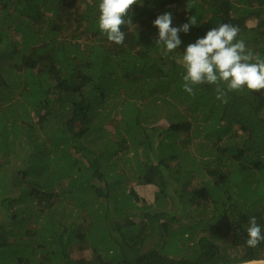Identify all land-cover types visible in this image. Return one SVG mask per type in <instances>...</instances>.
I'll return each mask as SVG.
<instances>
[{
    "label": "trees",
    "instance_id": "16d2710c",
    "mask_svg": "<svg viewBox=\"0 0 264 264\" xmlns=\"http://www.w3.org/2000/svg\"><path fill=\"white\" fill-rule=\"evenodd\" d=\"M98 4L0 0V264H89L74 247L90 264L264 260L245 244L249 217L264 228V90L190 95L153 25L197 17L179 56L230 23L264 58V0H138L122 45Z\"/></svg>",
    "mask_w": 264,
    "mask_h": 264
},
{
    "label": "clouds",
    "instance_id": "9594fccd",
    "mask_svg": "<svg viewBox=\"0 0 264 264\" xmlns=\"http://www.w3.org/2000/svg\"><path fill=\"white\" fill-rule=\"evenodd\" d=\"M136 4L138 0H99L98 27L110 43H124V29L135 26L129 14ZM197 22L196 16H189L187 23L174 27L170 12L159 15L153 21L158 29L155 45L159 47L161 56L174 59L184 69L183 90L193 95L196 86L213 85L217 99L234 91L264 90V58L250 51L243 39H237L240 32L238 26L221 23L195 43L188 44L179 56L173 55L182 44L180 33L188 34ZM246 233L248 248L255 249L264 242V228L255 216L249 217ZM239 264H257V261L245 258L240 259Z\"/></svg>",
    "mask_w": 264,
    "mask_h": 264
},
{
    "label": "rangeland",
    "instance_id": "374dc122",
    "mask_svg": "<svg viewBox=\"0 0 264 264\" xmlns=\"http://www.w3.org/2000/svg\"><path fill=\"white\" fill-rule=\"evenodd\" d=\"M250 25H255V22H251ZM37 122V121H36ZM114 130V129H113ZM200 141H196L194 143V146H192V151L198 152V143ZM23 164V160H20L15 166H19ZM15 166H13L12 168H15ZM11 168V169H12ZM10 170V169H9ZM4 175L3 171H0V180L1 177ZM0 186H1V182H0ZM134 188L137 190V192L139 193L140 197L142 198L143 202H147V203H154L156 200V194L159 190L158 187L154 186V185H141V184H137V183H133ZM4 191H1L0 194H4ZM72 258L74 260H81L84 259L87 263L90 264V262L94 261V257L90 252L87 251H79L77 250L76 247H74L73 252L71 254ZM260 261H264V260H260ZM258 261V262H260Z\"/></svg>",
    "mask_w": 264,
    "mask_h": 264
},
{
    "label": "water",
    "instance_id": "95a60500",
    "mask_svg": "<svg viewBox=\"0 0 264 264\" xmlns=\"http://www.w3.org/2000/svg\"><path fill=\"white\" fill-rule=\"evenodd\" d=\"M258 262V261H257ZM257 264H264V261H260V263H257Z\"/></svg>",
    "mask_w": 264,
    "mask_h": 264
},
{
    "label": "bare ground",
    "instance_id": "6f19581e",
    "mask_svg": "<svg viewBox=\"0 0 264 264\" xmlns=\"http://www.w3.org/2000/svg\"><path fill=\"white\" fill-rule=\"evenodd\" d=\"M257 263H260V262H257Z\"/></svg>",
    "mask_w": 264,
    "mask_h": 264
}]
</instances>
